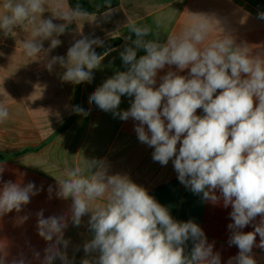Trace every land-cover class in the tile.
<instances>
[{"label": "clouds", "instance_id": "1", "mask_svg": "<svg viewBox=\"0 0 264 264\" xmlns=\"http://www.w3.org/2000/svg\"><path fill=\"white\" fill-rule=\"evenodd\" d=\"M2 7L5 14L0 16V30L5 35L17 26H33L32 38L23 41V51L36 59L41 54L47 57L50 51L44 50V40L50 39L51 48H55L60 41L54 34H63L66 24L87 21L91 15L80 5L66 9L59 0H4ZM46 7L52 17L42 19ZM104 15H111V9ZM190 16L192 19L164 42L149 26L128 19V31L136 39L134 46L120 53L127 70L106 79L90 95L89 103L121 120L137 121L134 130L141 143L154 148L153 161L166 166L171 160L179 182L194 194L202 193L203 199L213 204L222 197L223 206L232 208V223L227 226L231 231L229 245L239 250L227 264H256L253 247L264 249V57L251 55L247 44H237L214 16ZM258 18L264 19V13ZM54 19L65 23L56 24ZM149 35L156 38L146 40ZM103 44L98 37L83 36L69 47L66 57L53 56L44 66L49 72L57 64L65 69L60 77L63 82L90 83L93 70L108 54L96 53L94 46ZM138 49L146 54L137 59ZM166 65H174L177 71L169 70L156 87L158 71ZM185 69L189 70L187 75L178 74ZM124 95L134 97L131 106L117 111ZM198 109L203 110L202 116L196 114ZM73 111L89 114L79 105ZM8 116L7 107L0 106V122ZM4 170L0 166V179ZM57 182V197L72 200L71 223L79 227L82 218L89 216L93 238L84 243L83 250L86 256H98L85 258L81 264H221L220 253L213 251L214 244L208 243L199 225L174 220L168 208L144 187L127 175L109 174L104 160L83 157L65 167ZM38 192L32 182L23 186L4 182L0 217L13 210L19 213ZM257 216L260 220L254 231H241ZM28 218L19 217L18 223ZM68 220L67 213L48 218L43 210L37 213L38 235L51 242L41 264H53L56 259L69 264V241L64 238ZM189 240L193 247L185 254ZM7 255L0 248V264H8ZM34 255L39 259L38 252ZM10 264H25V260L13 259Z\"/></svg>", "mask_w": 264, "mask_h": 264}, {"label": "crops", "instance_id": "2", "mask_svg": "<svg viewBox=\"0 0 264 264\" xmlns=\"http://www.w3.org/2000/svg\"><path fill=\"white\" fill-rule=\"evenodd\" d=\"M55 2L50 0V3ZM59 2L66 9L73 7L71 0ZM3 3L4 0H0V16L5 14ZM109 9L111 15L105 16ZM50 10L46 7L41 18H51ZM87 12L91 14L87 21L66 24L63 34H54L53 38L60 41L55 48H51L50 39L44 40V50L50 51L47 57L41 54L38 59L27 57L23 51V41L32 38V25L17 26L8 35L0 30V106L9 111L8 118L0 122V166L5 169L0 187L7 181L22 186L32 182L39 189L19 213L13 210L0 217V248L8 253V264L21 257L25 264H41L44 250L51 243L38 235L37 213L41 210L44 218L69 214L68 227L64 230V238L69 241L66 249L69 264H81L85 258L98 256V253L86 256L83 250L84 243L93 238L88 227L89 216L82 218L79 227L74 226L70 220L71 198L61 199L56 195L57 179L63 178L64 168L81 162L83 157L104 160L109 174L127 175L168 208L174 220L199 225L208 243L214 244L213 251L220 253L221 264H227L239 251L235 245H229L231 231L227 226L232 223L231 206L225 208L222 197L213 204L203 199L202 193L194 194L179 182L171 160L166 166L153 161L154 148L138 140L134 130L137 121L132 118L124 121L112 112H105L90 104L89 97L106 79L127 70L120 53L125 47L134 46L132 41L136 39L135 34L128 31V19L149 26L160 42H164L168 35L192 19L190 14H207L219 20L220 26L231 33L237 44H247L251 55L264 57V19L258 18L259 13H264V0H117L114 6L103 11ZM53 22L65 23L55 19ZM83 36L103 40L102 47L94 46L95 51L98 55L106 51L108 54L100 67L93 70L90 83L63 82L60 77L65 69L57 64L49 72L44 65L53 56L66 57L69 47ZM155 38V35L145 37L146 40ZM145 54V50L138 49L137 59ZM169 70L177 71L174 65H166L158 71L156 87L161 82L160 77ZM188 71L185 69L178 74L187 75ZM133 99L122 96L117 111L128 110ZM77 105L89 114H76L73 108ZM202 112L198 109L196 114L202 115ZM216 195L220 196L219 190ZM23 216L29 218L18 223V218ZM259 220L257 216L241 231H254ZM259 240L257 235V245ZM192 247L193 241H187L185 254H189ZM37 252L39 259L34 255ZM252 255L256 264H264V249L254 246ZM53 264H61L60 259Z\"/></svg>", "mask_w": 264, "mask_h": 264}, {"label": "trees", "instance_id": "3", "mask_svg": "<svg viewBox=\"0 0 264 264\" xmlns=\"http://www.w3.org/2000/svg\"><path fill=\"white\" fill-rule=\"evenodd\" d=\"M73 7L80 5L85 11H103L117 3V0H71ZM204 113L202 112V115ZM201 115V116H202Z\"/></svg>", "mask_w": 264, "mask_h": 264}]
</instances>
